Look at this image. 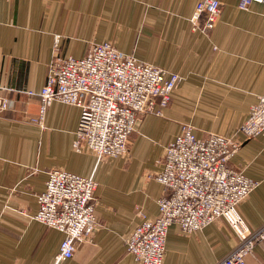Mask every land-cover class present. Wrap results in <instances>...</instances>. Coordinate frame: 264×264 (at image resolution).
<instances>
[{
	"label": "crops",
	"instance_id": "0c3cea01",
	"mask_svg": "<svg viewBox=\"0 0 264 264\" xmlns=\"http://www.w3.org/2000/svg\"><path fill=\"white\" fill-rule=\"evenodd\" d=\"M198 1L0 0V99L9 105L0 112V264H55L63 233L32 219L52 169L96 182L98 225L59 264H138L125 238L143 217L157 216L163 191L154 176L184 125L197 137L240 142L229 163L259 184L238 212L251 229L264 224V136L237 133L264 92V4L240 10L239 0H218L215 27L203 34L189 22ZM56 41L60 57L80 58L90 43L107 42L181 77L160 116H140L127 156L98 160L75 151V106L53 102L42 123L34 121ZM235 245L221 219L190 234L172 224L162 264H216ZM246 262L264 264V241Z\"/></svg>",
	"mask_w": 264,
	"mask_h": 264
},
{
	"label": "built area",
	"instance_id": "2783aa9c",
	"mask_svg": "<svg viewBox=\"0 0 264 264\" xmlns=\"http://www.w3.org/2000/svg\"><path fill=\"white\" fill-rule=\"evenodd\" d=\"M251 3L264 4V0H239L237 6L246 10ZM220 8L218 0H199L189 18L193 29L211 32ZM54 52L38 94L39 112L34 121L42 123L53 102L79 108L73 149L87 151L98 160L127 156L128 140L140 116H160L181 80L178 74L139 62L107 42L90 43L80 58L60 57L57 41ZM8 106V100L0 99V112ZM237 133L245 139L264 136V92L250 107ZM239 147L235 136L210 133L197 137L190 125H184L164 147L163 169L154 176L163 191L157 200L158 214L143 217L125 238L126 251L138 264H162L172 224L190 234L217 219L229 227L236 245L216 264H248L246 258L255 245L264 241V224L251 229L238 212L239 204L259 184L230 165ZM95 190L91 177L61 169L47 172L32 219L63 233L55 264L71 259L78 244L90 241L98 225Z\"/></svg>",
	"mask_w": 264,
	"mask_h": 264
}]
</instances>
